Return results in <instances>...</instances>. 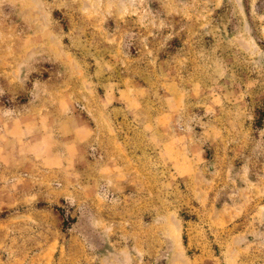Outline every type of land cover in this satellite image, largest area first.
Returning <instances> with one entry per match:
<instances>
[{"label":"rangeland","instance_id":"rangeland-1","mask_svg":"<svg viewBox=\"0 0 264 264\" xmlns=\"http://www.w3.org/2000/svg\"><path fill=\"white\" fill-rule=\"evenodd\" d=\"M0 264H264V0H0Z\"/></svg>","mask_w":264,"mask_h":264}]
</instances>
